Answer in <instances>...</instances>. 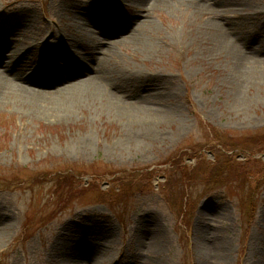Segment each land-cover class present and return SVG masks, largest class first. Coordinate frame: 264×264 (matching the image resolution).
Here are the masks:
<instances>
[{"label":"rangeland","instance_id":"1","mask_svg":"<svg viewBox=\"0 0 264 264\" xmlns=\"http://www.w3.org/2000/svg\"><path fill=\"white\" fill-rule=\"evenodd\" d=\"M172 1L148 16L152 27L138 37L147 49L125 44L106 61L113 88L145 100L161 121L176 119L148 126L152 140L126 144L129 121L110 115L67 125L0 100V264H264V75L237 89L200 46L209 20L264 51V0H247L256 9L245 13L241 0ZM134 6L0 0L3 60L16 51L53 64L70 44L80 61L79 17H100L93 29L131 21L130 30L144 16ZM95 32L81 40L107 50ZM214 130L230 146L213 141ZM86 138L88 150L77 146Z\"/></svg>","mask_w":264,"mask_h":264},{"label":"bare ground","instance_id":"2","mask_svg":"<svg viewBox=\"0 0 264 264\" xmlns=\"http://www.w3.org/2000/svg\"><path fill=\"white\" fill-rule=\"evenodd\" d=\"M235 3L238 1H234ZM135 9L140 10L144 15L135 29H128L131 24L116 26L115 20L102 22V28L93 29L90 24H97L101 21L98 16L79 17L74 27L78 32H74L73 42L78 48L85 52V57L80 61L74 58L75 53L70 44H62L63 51L57 56V61L53 64L46 62L32 63L22 58L16 51H11L7 62L3 60L4 51L0 49V100H10L16 108L20 109L23 115L28 118L48 117L59 123L74 122V115L83 114L85 118L89 116L104 117L110 115L120 121L128 123L122 124L127 130L125 137L126 144H138L141 140H152L153 134L148 126L152 123L170 124L177 123L175 118L162 120L161 114L144 102L142 98L138 101H131L121 88H113L108 81L111 73H107L106 61L113 55V48L124 46L125 44L136 45L140 48H148L149 44L138 39L143 29L152 27L149 20L151 12L157 8H173L172 0H159L158 3L149 5V0H134ZM238 11L241 13L254 11L247 0H241ZM235 8L234 5L230 6ZM228 8V7H227ZM235 10V9H234ZM233 10V11H234ZM195 14H200L199 6H194ZM219 10H213L208 16L213 15ZM3 11H0V23L2 22ZM202 15V14H201ZM104 25V27H103ZM205 30V37L201 41L203 54L213 61L224 63V70H227L232 85L243 88L248 80H256L264 75V72H256L258 66L264 68V51L260 50L262 44L258 43L255 48L247 50L241 41L230 39L225 30L219 27V23L207 21L202 24ZM124 26V27H122ZM124 28V29H123ZM138 31H137V29ZM99 31L98 36L106 38L108 45L93 50L81 39L91 38L93 40L95 31ZM229 31V29H227ZM126 32V33H125ZM239 42V43H238ZM2 44L0 39V45ZM101 46H104L102 44ZM77 47V46H76ZM102 53L97 55L95 52ZM108 51V52H105ZM248 51V52H247ZM200 53V55L202 54ZM205 56V54H204ZM7 60V59H6ZM63 63L56 68V63ZM6 75H10L8 78ZM132 76V75H131ZM133 77V76H132ZM126 79L120 75L119 80ZM238 92V91H237ZM239 93L235 96L239 101ZM89 139H83L78 143V147L89 149ZM214 248V246L211 244Z\"/></svg>","mask_w":264,"mask_h":264},{"label":"trees","instance_id":"3","mask_svg":"<svg viewBox=\"0 0 264 264\" xmlns=\"http://www.w3.org/2000/svg\"><path fill=\"white\" fill-rule=\"evenodd\" d=\"M212 135H213V141H217L225 149H226V147L230 146V144H228V142H230V143L233 142V141H231L232 139H228V138H226V136H223L220 133H216L215 130L212 133Z\"/></svg>","mask_w":264,"mask_h":264}]
</instances>
